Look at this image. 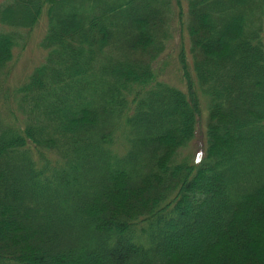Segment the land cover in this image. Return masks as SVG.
<instances>
[{
  "label": "trees",
  "instance_id": "1",
  "mask_svg": "<svg viewBox=\"0 0 264 264\" xmlns=\"http://www.w3.org/2000/svg\"><path fill=\"white\" fill-rule=\"evenodd\" d=\"M186 1L185 91L154 69L171 0L0 4L5 101L21 32L47 19L22 119L0 110V264H264V0Z\"/></svg>",
  "mask_w": 264,
  "mask_h": 264
},
{
  "label": "rangeland",
  "instance_id": "2",
  "mask_svg": "<svg viewBox=\"0 0 264 264\" xmlns=\"http://www.w3.org/2000/svg\"><path fill=\"white\" fill-rule=\"evenodd\" d=\"M3 1L0 0V4ZM170 9L169 38L166 41L163 53L154 62V69L159 81L185 91L186 75L181 72V66H184L185 72L187 70V74L192 76L191 70H189V67H191V55L189 37L186 29L187 1L171 0ZM46 27L47 19L43 15L31 31L24 30L21 32L22 39L13 48L12 60L8 63L5 70L7 75L3 77L4 89L6 90L5 94L9 97L7 101L0 98V110L6 118L13 114L19 121L22 119L20 112L15 107L13 94L18 87L26 82L33 69L39 66L46 57V51L40 47V42L45 34ZM198 97L201 105L199 126L196 130L195 138L180 153V157H190L192 161L203 156V149L205 147L206 99L201 93H199ZM239 220L237 219L235 222L238 223ZM201 233L204 235V230H201ZM200 241L201 239H198V237H194L191 241L185 240L179 247L180 251L185 252L186 255L184 256H189L190 253L195 251ZM182 254L184 253L182 252ZM177 255L178 257H182L179 252H177ZM170 262H173L172 258H170Z\"/></svg>",
  "mask_w": 264,
  "mask_h": 264
}]
</instances>
